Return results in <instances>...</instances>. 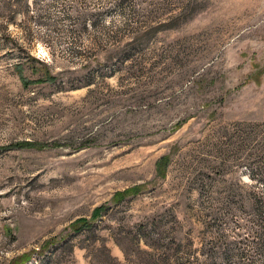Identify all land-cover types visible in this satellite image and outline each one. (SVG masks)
I'll return each instance as SVG.
<instances>
[{
    "label": "rangeland",
    "instance_id": "rangeland-1",
    "mask_svg": "<svg viewBox=\"0 0 264 264\" xmlns=\"http://www.w3.org/2000/svg\"><path fill=\"white\" fill-rule=\"evenodd\" d=\"M22 256L264 264V0H0V264Z\"/></svg>",
    "mask_w": 264,
    "mask_h": 264
},
{
    "label": "trees",
    "instance_id": "trees-1",
    "mask_svg": "<svg viewBox=\"0 0 264 264\" xmlns=\"http://www.w3.org/2000/svg\"><path fill=\"white\" fill-rule=\"evenodd\" d=\"M162 28V30L166 29L167 27L168 28H171L172 25L171 23H165V24H162L160 25ZM52 78H47V80H51ZM45 80V81H47ZM38 145V143H33V142H17L15 144V147H36ZM168 164H169V156L168 155H164V156H161L157 162L155 163V168H156V175L158 177H164L166 175V169L168 167ZM133 189H136V188H131ZM128 192H130V190L126 191L125 193H121V194H117V195H123V194H127ZM132 192V191H131ZM97 212H95V214L93 216L96 215ZM90 225L88 223V220H86L85 218H81L77 221H75L73 224H71V228H73L75 230V232H79L81 231L83 228H88ZM26 256H22V257H18L16 258L11 264H25V262H28V257Z\"/></svg>",
    "mask_w": 264,
    "mask_h": 264
}]
</instances>
